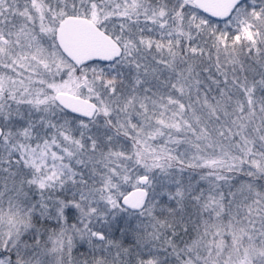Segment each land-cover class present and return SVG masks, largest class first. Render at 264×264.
Instances as JSON below:
<instances>
[{"label":"snow or ice","instance_id":"snow-or-ice-1","mask_svg":"<svg viewBox=\"0 0 264 264\" xmlns=\"http://www.w3.org/2000/svg\"><path fill=\"white\" fill-rule=\"evenodd\" d=\"M0 264H264V0H0Z\"/></svg>","mask_w":264,"mask_h":264}]
</instances>
